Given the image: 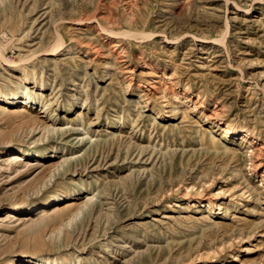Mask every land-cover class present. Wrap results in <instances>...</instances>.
Returning a JSON list of instances; mask_svg holds the SVG:
<instances>
[{"label": "rangeland", "instance_id": "374dc122", "mask_svg": "<svg viewBox=\"0 0 264 264\" xmlns=\"http://www.w3.org/2000/svg\"><path fill=\"white\" fill-rule=\"evenodd\" d=\"M25 256L264 264V0H0V264Z\"/></svg>", "mask_w": 264, "mask_h": 264}, {"label": "bare ground", "instance_id": "6f19581e", "mask_svg": "<svg viewBox=\"0 0 264 264\" xmlns=\"http://www.w3.org/2000/svg\"><path fill=\"white\" fill-rule=\"evenodd\" d=\"M14 99H17V100L21 99L22 102L31 101L29 97H24V96L19 95V94H14V96L12 98H10V100H6V102H10V101H12ZM226 133L227 134L230 133L231 135H233L234 136L233 139H234L235 135H238L239 133H241V131L239 129H236V128L231 130L228 127V128H226ZM14 151H15V153L17 151V153H18L17 155H20V156L23 155V156H26V157L27 156H40L41 155V152H40V150L38 148L28 149V148H24V147H17L16 150H14ZM50 201L52 202L54 200H50ZM111 203L112 202H110L109 200L103 202V204L107 205V206H109V205L111 206ZM28 207H30V208L24 207L23 210H21V211H25V212L31 211V210L35 209L36 206L34 205V208H31V206H28ZM45 211H47L46 207L41 209V210H39V212H45ZM14 212H15V209L12 208L11 212L8 213L7 216L10 217V218L15 217ZM8 220H10V219H8ZM15 261H16V258L7 261L6 264H16ZM21 263L22 264H48V263H45V262H41L40 263L37 260H35L34 258H29L27 256H25V258L22 257V262Z\"/></svg>", "mask_w": 264, "mask_h": 264}]
</instances>
